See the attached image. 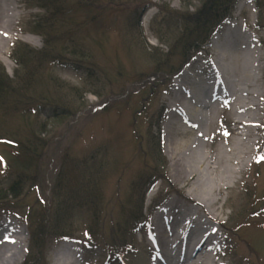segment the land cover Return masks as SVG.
<instances>
[{"label": "trees", "instance_id": "trees-1", "mask_svg": "<svg viewBox=\"0 0 264 264\" xmlns=\"http://www.w3.org/2000/svg\"><path fill=\"white\" fill-rule=\"evenodd\" d=\"M185 3L186 12H180L171 8L170 4L161 7L163 17L152 25V31L157 35L162 44L169 48L168 53L161 52L159 48L152 51L144 49L139 43L138 36L135 43L136 50L143 52L145 59H153L156 62L155 69L146 75H141L137 82H126L119 92L109 89L105 84L98 86L95 94L102 97L93 110L95 115L107 114L113 107L121 103L130 102L134 96H141L138 114L146 115L149 121L150 134L147 135V148L143 152L145 158L146 174L143 180L134 184L139 187L138 199L133 202V208L129 212H122L123 222L112 227L111 233L106 236L101 233L100 225L90 226V245H99L101 241L108 250V258L116 256L119 262L127 264L133 254L134 239L137 227L147 221L143 214V197L147 190L159 179L166 180V160L162 152L160 137L152 134L154 117H157V125L164 118V108L159 112H147L152 99H158L160 94L168 90L173 78L178 75L190 62L193 56L207 44L215 30L227 20L238 0H202L199 8L190 11V0H181ZM260 10V28L264 29V0H254ZM31 7H37L44 11L36 14L28 22V31L43 39V48L37 49L18 40L12 47L10 59L17 64L14 76L11 77L5 67L0 65V142L12 148L13 163L4 162L2 182L0 183V211L10 214H22L30 233L28 253L23 264H48L47 253L50 246L61 239L79 238L77 235L74 213L78 208L87 211H96V216L104 210L102 200L105 197L104 172L108 164L103 159L93 162L90 158L69 157V152L63 158L61 168L49 189L50 194L45 195L43 187H46V173L44 160L49 156L47 149L51 148L50 141L41 138V134L47 129L49 119L71 117L75 120L84 112V98L86 92L83 89L65 82L50 74L46 77L47 67L54 65L75 66L84 69L85 61H90L92 55L86 56L88 48L80 42L78 36L84 30L96 27H107L109 13L119 11L120 7L139 8L151 4L149 0H30ZM143 33L140 25L136 29ZM139 39V40H138ZM182 56L181 63L175 64L174 55ZM173 62V63H172ZM121 77L123 71H119ZM87 73L88 79H96L94 73ZM101 80V79H100ZM99 82L96 81V86ZM46 92H49L47 94ZM53 95V98L50 95ZM81 96V97H80ZM80 97V98H79ZM9 111L21 112L26 119L30 115H44L45 119L33 131L28 130L20 138L7 136L4 131L10 124L4 114ZM12 118L13 116H9ZM70 121L67 127H71L74 121ZM39 131V132H37ZM19 135V134H18ZM53 142V144L57 143ZM158 145V148L156 146ZM55 146V145H54ZM57 147H55L56 149ZM141 152V153H143ZM264 158V140L260 150L259 159ZM162 161V162H161ZM45 169V170H44ZM12 181L4 185L5 179ZM171 186L169 192L178 190ZM31 192H38L39 206L23 203L25 197ZM132 192V191H131ZM41 194L45 196L42 199ZM132 194V193H131ZM167 193L161 195L165 199ZM143 195V196H142ZM245 199L241 208L234 210V215L229 219L228 229L232 235H237L243 228L248 227L252 218L264 215V194L260 195L256 190V182L248 184L243 191ZM135 201V199H134ZM160 201V200H159ZM162 202V201H160ZM159 204V203H157ZM122 209L125 205H121ZM137 207V208H135ZM124 211V210H123ZM132 228V229H131ZM88 229V230H89ZM132 230V233H131ZM128 260V262H127ZM264 264V261L263 263Z\"/></svg>", "mask_w": 264, "mask_h": 264}, {"label": "rangeland", "instance_id": "rangeland-1", "mask_svg": "<svg viewBox=\"0 0 264 264\" xmlns=\"http://www.w3.org/2000/svg\"><path fill=\"white\" fill-rule=\"evenodd\" d=\"M149 1H152L153 5H158V7H164L166 4H170L177 11L182 13L187 11L185 3L180 0ZM190 1H192L191 11L199 8L202 2V0ZM241 2L244 3L245 7L241 11L240 17L235 20H237L242 30L252 32V35L256 38L254 49L259 52L261 57L258 72L259 79L256 85L258 96L255 100V102H259V106L255 109H250L249 112L244 114L248 116L246 117L248 120L254 116H257L258 119L256 123L249 125L247 128H239L235 123V119L238 120L239 116H234L230 111H226V113L224 112V114L220 113L218 115L216 123L210 129H207L204 137L199 138V134L195 132L188 136L178 138L180 142L179 147H183L185 144H191L196 140L201 144L200 149L202 152L208 155H214L221 147L232 148L235 141L241 137V133L244 131L250 134L246 139L247 142H251L250 150L246 154L248 158L247 168L244 172L238 174L237 181L233 187L228 191H224L220 196L219 206L226 202L223 209L224 214L222 215L224 221L234 215L235 209L242 207L245 202V199H242L244 188L247 184L255 182V178L257 179V193L260 195L264 194V161L259 162V160L255 162L264 137V47L261 45L264 40V30L258 27L259 18L261 17L258 6H255L251 0H242ZM12 3L11 12H13L15 18L12 22V30L8 34L11 36L13 34L15 37L11 44V52L12 47L18 40L26 42L34 48L41 49L43 47V39L40 36L34 35L38 38L36 41V43H39L38 45L29 42L26 36L33 35V33L28 31V22H30L35 14H43L44 11L31 7L30 0H12ZM109 14L106 20L110 25L107 27L103 26V28L96 27L91 30H84L78 36L80 42L84 43L85 47L89 50L85 52L86 56L89 54L92 55V59L85 61L83 64L86 70L77 69L75 66L68 64L67 66L59 64L47 67L45 74L46 77L50 74L52 77H58L84 91L86 90L84 95H82L84 98L80 99V101L84 102L85 106L84 112L80 116L75 120L71 119V117L49 119L47 129L41 134L42 139H45L47 142L50 141L51 143V148L49 147L47 149L49 156L44 160L45 169H47V181L45 184L46 187L42 189L45 195L50 194L49 189L53 186L59 169L61 168L63 158L66 157L68 152L69 157H74V159L91 157L93 162H98L99 159H103L108 164V169L104 172L105 180L102 185L105 191V197L102 200L101 207L104 210L99 216H96V211L93 210L91 212L92 209L87 211L86 209L78 208L74 213L73 219L76 223L79 238L76 237L74 240L70 239V241H72L71 244L77 249L78 260L76 264H122L117 260L118 258L116 256L111 260L108 258V250L103 241L99 245L93 243L91 245L92 247L90 246L91 243L88 235L91 234V229L89 228H91L90 226L99 224L101 233L108 236L111 233L112 227L117 228L123 222L124 215L122 212H129L133 208V202L137 201V192L140 191L138 189L141 186L138 185V187L134 188L133 185L138 184L140 178L143 180L142 176L146 174V166L143 160L145 153L143 152V145L141 143L142 137H144V147L147 148V135L151 132V128L149 129V121L145 119V113L142 116L138 114L141 96H134L127 104L121 103L119 106L113 107L107 114L95 115L93 114V110L97 109L93 108H96L95 106L102 101V97L97 96L95 92L98 91V86L103 83L107 88L109 87L108 90L112 88L119 92V89L123 85L125 87L127 80L130 83H135L141 79V75H146L155 69L156 62L153 59H145L144 53L136 50L135 43L138 36H140V40L138 39L139 43L144 49L151 51V48L154 47L161 49L163 53L169 52V48L161 43L151 29L152 22L156 18L162 17V13L158 8L155 10L152 7H140V9L120 7L119 11H114ZM139 24L143 27L142 34L136 30L139 28ZM226 25L218 30V36L223 35ZM215 52L216 50L211 40L208 47H205L185 70L193 69L195 66H203V70L208 73L210 68L209 64ZM172 58L176 65L181 63L182 56L176 54ZM12 62L14 63L13 60ZM207 64L209 67H206ZM0 65L5 67L11 77L14 76L15 70L18 68L17 64L14 63L12 69L8 70L1 60ZM88 70L96 75V79L94 78L91 81L88 79L87 73H84V71L88 72ZM193 70L194 72H199L198 69ZM119 71H123L124 75L122 77ZM175 80H173V86L169 93L163 92L158 99H152L150 105H148L147 112L153 117L152 113L159 112V109H162L163 106L166 109L162 124L164 139L162 152L166 160L165 176L172 186H176L187 196L188 188H182L173 178L172 162L169 158L168 151L169 143L165 133V126L172 102L171 99L174 95ZM96 81L99 82L97 86ZM46 93L49 94V92ZM53 95L51 94L50 96L53 98ZM247 99L251 101L250 98ZM2 113L4 117L7 116L6 120L9 119L10 121V124L6 126L4 131L7 133V136L12 135L17 138H20L28 130L33 131L34 127L38 126L36 122L41 123V120L45 119V116L42 114L30 115L24 119L20 115L21 112H7L9 116H13L12 118H9L6 113ZM156 119L157 117H154L152 120ZM72 120L74 122L71 127H67ZM152 134L155 137L159 136V131L156 126L152 128ZM56 141L58 142L53 144ZM55 147L57 148L55 149ZM156 148H158V145ZM13 159L12 148L0 142V183L2 182L4 162L9 165L14 162ZM256 173L258 174L256 175ZM11 181L12 178L5 179L3 183L7 185ZM166 188L167 184L165 186L164 182L158 183L143 197V214L145 213V217L149 213V207L154 204L159 195H161L160 193L164 192ZM176 196V194H171L165 202L167 203L171 198ZM41 197L42 199L45 198L42 194ZM190 200L193 201L191 196ZM39 202L38 192H31L25 197L23 203L39 206L41 205ZM122 204L125 205L124 209L121 207ZM22 214L12 215L0 211V220H3L5 217H10L11 221L13 218L19 220L22 223L20 225V231H11V233L18 238L25 237L26 229L29 248L30 233L25 217ZM154 221L155 215L152 218L149 215L148 220L137 227L140 230L139 233L137 235L132 234L135 251L129 257V262L127 260L128 264L152 263L150 249L153 241L150 231ZM250 222L251 224L248 227L243 228L232 239H230L231 236H229V233H222L227 239L223 253L227 258L226 261L230 264H261L264 261V215L258 218H252ZM64 240L56 241L50 246L47 253L48 264H54V249L56 245ZM25 259L20 264H23ZM10 264L13 263L11 262ZM64 264H69V261Z\"/></svg>", "mask_w": 264, "mask_h": 264}, {"label": "bare ground", "instance_id": "bare-ground-1", "mask_svg": "<svg viewBox=\"0 0 264 264\" xmlns=\"http://www.w3.org/2000/svg\"><path fill=\"white\" fill-rule=\"evenodd\" d=\"M12 4V0H0V60L8 70L14 65L9 53L15 36L8 34L15 18ZM244 7L242 2L236 6L234 19L240 17ZM26 39L39 44L34 35ZM255 41L251 31L242 30L233 21L223 35H216L213 40L216 52L208 73L187 69L175 80L165 133L173 178L182 188H188L187 196L193 201L177 195L157 213L150 231L151 264H230L221 250L227 239L221 230L226 202L219 206L220 196L233 187L238 174L247 168L246 154L251 142L246 139L250 134L244 131L232 148L221 147L214 155L202 152L196 140L179 147L178 138L195 132L199 138L204 137L223 106L239 116L235 119L239 128L256 123L257 116L248 120L244 114L259 106L255 100L261 57L254 49ZM20 225L15 218L0 220V264H20L25 259L27 230L21 238L11 233L20 231ZM71 242L64 240L56 245L54 264H76L77 249Z\"/></svg>", "mask_w": 264, "mask_h": 264}]
</instances>
